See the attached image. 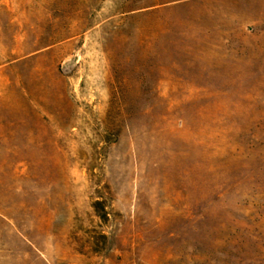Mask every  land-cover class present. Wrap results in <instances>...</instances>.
<instances>
[{
    "label": "rangeland",
    "instance_id": "rangeland-1",
    "mask_svg": "<svg viewBox=\"0 0 264 264\" xmlns=\"http://www.w3.org/2000/svg\"><path fill=\"white\" fill-rule=\"evenodd\" d=\"M0 264H264V0H0Z\"/></svg>",
    "mask_w": 264,
    "mask_h": 264
},
{
    "label": "water",
    "instance_id": "water-1",
    "mask_svg": "<svg viewBox=\"0 0 264 264\" xmlns=\"http://www.w3.org/2000/svg\"><path fill=\"white\" fill-rule=\"evenodd\" d=\"M74 64L72 62H67L63 65L61 71L64 74H67L71 71V69L73 68Z\"/></svg>",
    "mask_w": 264,
    "mask_h": 264
}]
</instances>
